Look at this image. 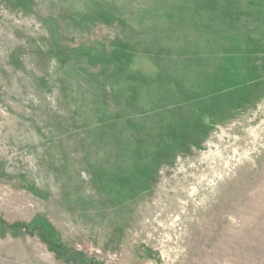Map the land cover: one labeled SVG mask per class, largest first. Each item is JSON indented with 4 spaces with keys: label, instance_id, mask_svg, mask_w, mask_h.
I'll return each instance as SVG.
<instances>
[{
    "label": "rangeland",
    "instance_id": "1",
    "mask_svg": "<svg viewBox=\"0 0 264 264\" xmlns=\"http://www.w3.org/2000/svg\"><path fill=\"white\" fill-rule=\"evenodd\" d=\"M0 264H264V0H0Z\"/></svg>",
    "mask_w": 264,
    "mask_h": 264
}]
</instances>
